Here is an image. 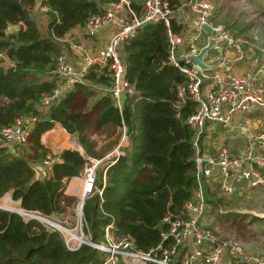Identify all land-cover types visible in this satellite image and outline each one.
Returning <instances> with one entry per match:
<instances>
[{
  "label": "trees",
  "instance_id": "trees-1",
  "mask_svg": "<svg viewBox=\"0 0 264 264\" xmlns=\"http://www.w3.org/2000/svg\"><path fill=\"white\" fill-rule=\"evenodd\" d=\"M171 1L173 5L180 2ZM210 1L215 6L216 18L222 10L218 6L220 0ZM101 2L0 0V132L18 118L33 117L30 139L24 146L30 144L29 159L42 165L51 153L42 143V135L56 123L84 149V153L77 148L63 149L56 155L58 160L53 163L52 173L43 166L40 174L27 158L24 146L11 151L0 145V198L11 192L24 213L33 211L47 217L65 213L75 201L65 193L66 183L82 175L91 156L104 157L97 152L98 142L91 138L89 127L93 123L97 128L108 125L118 128L125 124L130 144L124 156L108 161L98 173L96 187L103 192L101 195L95 192L84 202V232L98 242L104 239L106 226L113 223L116 232L130 236L137 249L147 252L162 240L164 216L169 212L180 213L196 185L195 132L188 118L197 105L191 99L182 102L179 96L178 89L186 79L169 62L165 22L144 25L123 47L127 78L136 93L125 99L122 111L111 93L102 95L96 103V120L92 118V109L75 108L79 97L93 94L89 83L112 85L110 70L98 64L84 76L83 81L88 84H76L73 92L49 107L41 102L43 93L52 92L59 83L52 73L57 57L66 53L59 39L75 28L86 27L91 13L104 11ZM44 8L51 16L46 36L33 18L35 9ZM251 12L262 15L264 8ZM226 15L229 19L228 11ZM13 26L18 29L10 31ZM171 27L177 33L184 30L175 17L171 18ZM228 27L237 35L245 29L238 21ZM3 57L12 65L5 66ZM212 196L213 192H208V197ZM218 204L213 203V207ZM215 217L217 224L227 219L223 214ZM104 258L103 252L87 244L72 251L61 232L49 229L37 219L26 220L17 212L0 208V264H99Z\"/></svg>",
  "mask_w": 264,
  "mask_h": 264
},
{
  "label": "built area",
  "instance_id": "built-area-1",
  "mask_svg": "<svg viewBox=\"0 0 264 264\" xmlns=\"http://www.w3.org/2000/svg\"><path fill=\"white\" fill-rule=\"evenodd\" d=\"M185 6L189 7L191 17L183 32L177 33L171 27V18ZM103 8V12L89 15L86 33L98 40L102 31L110 29L109 40L98 51L83 54L84 63L80 69L75 67L67 53L60 54L52 72L56 74L59 83L52 92L43 93L41 102L49 107L60 101L74 90L93 65L98 64L110 70V93L122 111L125 99L136 93L134 85L127 78L128 67L123 47L144 25L165 22L170 44L169 62L186 79L178 89L179 96L182 102L191 99L197 105L188 118L195 132L194 193L180 213L169 212L164 216L161 223L165 226L160 233L162 240L147 252L137 249L130 236L116 232L113 223L106 226L103 240L96 242L89 238L84 232V203L79 208V225L75 229L67 228L61 222L38 212L25 211L32 216L31 219H40L49 229L61 232L70 250H78L87 244L103 252L105 258L99 264H264V254L247 250L240 240L226 237L204 223L211 207L208 192L213 184L229 198L238 193V188L241 192V185L244 187L250 184L255 187L264 184V132H247L244 147L238 153L232 152L225 145L208 152L204 150L201 141L205 130L209 135L219 134L220 131L244 130L246 127L235 123V115L264 107V82L260 78L264 69H249L238 73L233 68L237 61L243 59L248 40L215 18V6L210 0H188L175 5L171 0H106ZM190 25L191 31L188 27ZM205 26L211 28L219 52L214 54L212 62L206 61L204 56L207 67L201 68L193 56L208 44H198L200 36L206 32ZM67 43L70 49H82L76 40L70 39ZM231 52L235 54L232 57L229 56ZM123 132L124 138L130 140L125 125ZM30 134L31 124L18 118L13 125L2 128L0 145L16 151L28 142ZM128 145L120 143L104 158H89L81 180L83 183L84 180L89 182L91 187H84L83 197H90L95 192L102 194L103 190L96 187L98 165L104 159L108 162L124 156ZM75 147L79 148V144ZM57 160L49 153L44 162L49 174ZM105 178L104 175V181ZM70 190L69 186L66 193H70ZM74 191L80 192L81 188L75 186ZM73 231L79 235V240L73 239Z\"/></svg>",
  "mask_w": 264,
  "mask_h": 264
},
{
  "label": "rangeland",
  "instance_id": "rangeland-1",
  "mask_svg": "<svg viewBox=\"0 0 264 264\" xmlns=\"http://www.w3.org/2000/svg\"><path fill=\"white\" fill-rule=\"evenodd\" d=\"M218 6L222 7L221 11H218V15L216 16V19L221 22H225L229 26V24H233L238 21L241 23V21H247V24L245 25V30L244 33L248 34L250 33L252 26L255 24L253 20L257 24L259 22L261 23L260 18L264 17V14L261 16H258L255 14L252 16V21L251 19H248L246 16L248 15V4H243L241 0H220V3H218ZM227 11L229 12L230 18L228 19V16L226 15V8ZM39 10L35 9L33 13V18L36 20L38 26L40 27L41 31L43 34L46 36L47 35V25L49 22V19L51 16L47 14V10ZM217 14V13H216ZM242 14V15H241ZM262 25V24H261ZM259 33L260 36L262 35L264 37V32H262L261 29H257L256 31H253V35L255 33ZM258 35V34H257ZM4 58V65L5 66H11L12 63L10 60ZM80 58V55H79ZM261 80H264V74L261 75ZM84 82H87L86 80ZM88 84V82H87ZM93 94L89 96L88 98L86 97H79L77 99V102L75 104V108L77 110H93L92 118L95 120L98 118V113H97V107L95 106L98 100L101 98L102 95L110 93L111 86L107 87L105 85H100V84H92L89 83L88 85ZM240 114L243 117H250V118H255V117H261L263 116L261 111H248V112H240ZM23 118L27 123L32 124V119L33 117L29 116H24L21 117ZM89 134L92 139L96 140L98 142V149L97 152L99 155L103 153L104 157L109 154V151L113 150L114 148H117L120 143L123 145H127L129 143V138H124V132L122 127L116 128L114 125H108L104 126L102 128H97L95 126V123H93L89 127ZM264 132V131H262ZM55 133V134H54ZM261 133V132H258ZM63 135V136H62ZM42 136V141L44 144L47 145L48 148L51 149V156L54 158L56 157L57 154H59L58 150H63L66 148H71L69 145H75L77 146V140L75 139L74 136L68 134L64 129L61 127L55 128L50 134L49 137ZM209 134L207 133V130H205L204 136H203V146L206 145V139H208ZM58 137V138H57ZM56 138V139H55ZM51 143V146H50ZM79 144V143H78ZM25 150V154L27 158H31V151H30V144L26 145L23 147ZM77 148V147H76ZM82 153H84V149L82 146L79 144L78 148ZM103 157V158H104ZM95 159H101L98 157H92ZM30 160V159H29ZM32 161V160H30ZM34 163V166L36 169L39 170L40 167L45 166V163L42 165V163ZM107 164V159H104L97 167V175L98 173L105 168ZM42 169V168H40ZM37 177L39 176V172L36 171ZM83 175L80 178H74L71 179L69 182L66 183V190L70 186L71 190L69 191L70 193H65L68 196H72L75 198V201L71 207L67 209V211L63 214H56L53 217H50L51 219L61 222L63 226L67 228H72L75 229L79 224H78V219H79V208L83 203L84 197L82 196V191L77 192V188H75L77 191H74V187L78 186V188H82L83 184L81 178L84 177L85 171L82 173ZM209 192H213V196L211 197V208L212 210L209 211L205 218L208 216V218L213 219L212 222H209V220L206 219V224L212 228H216L217 232H220L222 235L229 237V238H235L240 241H247L249 243V246L244 242L246 247L249 250H258L262 253H264V221L261 220L260 217L256 216L255 212L250 214V211H247L248 213H243L240 212L242 211L241 208H253L255 207V204L249 202L247 199H239V197H236L234 200L232 198L227 197L225 194L220 192L217 188H215V185L213 184L210 188ZM217 192V193H216ZM240 196V195H237ZM209 198V197H208ZM87 199V198H86ZM209 200V199H208ZM219 203L218 206H221L225 208L223 212L220 211L218 206L213 207V203ZM224 203L226 205H224ZM0 206L4 209H8L13 212L20 213L26 220H29L32 218V216L28 215L27 213L21 212L23 208L21 207L20 201H16L12 198V193L8 192L6 193L3 197L0 198ZM239 207V208H238ZM20 209V210H18ZM257 210H264V204H259L256 207ZM23 211V210H22ZM220 212V213H219ZM250 212V213H249ZM232 213V216H228V214ZM227 215L226 220H222L220 224H217L218 219L215 217V215ZM250 214V215H249ZM209 215H212L209 216ZM258 215V214H257ZM248 217L250 219H248ZM204 218V219H205ZM40 220V219H39ZM253 236V237H251ZM252 240H250L251 238ZM73 244V243H72Z\"/></svg>",
  "mask_w": 264,
  "mask_h": 264
},
{
  "label": "crops",
  "instance_id": "crops-1",
  "mask_svg": "<svg viewBox=\"0 0 264 264\" xmlns=\"http://www.w3.org/2000/svg\"><path fill=\"white\" fill-rule=\"evenodd\" d=\"M179 1H180L179 3H183V2H187L188 0H179ZM101 3H102V7H104L106 0H102ZM243 4H248V7H247L248 13L247 14L249 15L248 19H251L250 21H252V19H253L252 16H254L255 14H257L258 16H261L258 13H252L251 10H257L258 11L261 8H264V0H254L253 2H251V1L247 2L245 0V1H243ZM225 8H226V6H225ZM173 17H175L177 19L179 25H182L183 28H186V22H188L189 18L191 17V12L189 10V7L185 6L181 12H175ZM259 20H261V23L259 22V24H257L255 22V20H253V22L255 24L252 26L250 33L246 34L243 31L241 34V35H244L246 37V39L248 40L249 43L244 47L245 52H244L243 59L237 61L234 64L233 68L238 73H242V72L249 70V69H253V70L258 69V68L264 69V37L262 35L260 36V34L257 32L254 35L252 34L253 31L254 30L256 31L257 29H261L262 32H264V17L260 18ZM241 23H242V26H244V28H245L247 21H243V22L241 21ZM229 25L233 26V24H229ZM188 27H189V30L191 31V25ZM11 28H13L15 30L18 29L17 26L10 27V29ZM10 31H13V30H10ZM100 34H101L100 38L98 40H94L93 38L86 36L87 35L86 27H84V28L80 27V28H75L73 31L67 33L64 36V38L59 39L60 41L63 42V45H62L63 50L66 53L68 52L67 54H68L71 62L75 65V67L77 69H80L83 66L84 59H83L82 55L83 54H89V53L92 54L93 52L98 51L99 48L103 47L106 44V42L109 40V37L111 35V30L106 29V30L102 31ZM70 39L71 40L73 39V40H76L77 42H79V44L82 46V49L80 51L70 49L68 46V43H67V41ZM208 40H209V36L205 32L200 36V40H199L198 44L199 45L207 44ZM218 52L219 51H218L216 44L213 45L212 48L205 54V60L212 62L214 60V54H217ZM79 55H80V58H79ZM234 55L235 54H233L231 52L229 56L232 57ZM263 74H264V71L261 73V75H263ZM83 79H84V77H83ZM83 79H82V81H80L81 83H85L83 81ZM80 82H78V83H80ZM263 82H264V80H263ZM178 105H181V103ZM256 111H261L263 116L250 118V117H243L240 113L236 114L235 118H234L235 123H237L238 126H240V127H244V128L246 127V128L244 130L243 129H237V130L230 131V132L226 131V132L222 133V131H220L219 134H215V133L210 134L208 136V139H206V142H205L206 145H204V147H203L204 150H206L208 152H212V151H216L221 146L225 145V146L229 147L230 150L234 153L240 152L243 149L245 139L248 136L247 132L256 131L258 133V132L264 131V107L259 108ZM57 127H61L62 129H64L68 133V131L64 127H62L61 124L56 123L54 128L47 131L43 135L47 134L48 132L53 131ZM122 128H123V126H122ZM127 133H128V131H127ZM42 143L44 144L43 141H42ZM129 144H130V140H129ZM50 146H51V143H50ZM69 146H71V148H76L74 144L73 145L71 144ZM58 151H59L58 153H60V150H58ZM111 151H109V153ZM56 158L58 159V156ZM40 168L43 169V167H40ZM40 168H39V172L41 174L42 169H40ZM44 168L46 169V166ZM263 174H264V171H263ZM75 178H79V177H75ZM240 189H241V192H239V188H238L237 189L238 193L236 195H234L232 197V199L234 200L236 197H239V199H247L249 202L255 204V207H253V208H249V209L248 208H245V209L241 208L242 211H240V212H243L244 214L248 213L247 211H250L251 212V213L249 212L250 214L255 212L256 216H258L257 214H259V213H263L264 210H262V209L257 210L256 207L259 204H264V184H261L259 186H255V187L251 186L250 184H247L244 187H242V185H241ZM237 195H240V196H237ZM208 199H209V202L212 201L210 197ZM219 209L222 212L224 210H226L225 208H223L221 206H219ZM260 218L264 221V218H262V217H260ZM206 219L209 220V222L213 221V219L208 218V216L204 219V221H206ZM248 219H250V218L248 217ZM246 249L249 250L247 247H246ZM249 251L262 253L258 250H249ZM262 254H264V253H262Z\"/></svg>",
  "mask_w": 264,
  "mask_h": 264
},
{
  "label": "water",
  "instance_id": "water-1",
  "mask_svg": "<svg viewBox=\"0 0 264 264\" xmlns=\"http://www.w3.org/2000/svg\"><path fill=\"white\" fill-rule=\"evenodd\" d=\"M10 30H13V28H11ZM205 31H206L207 35L209 36L208 44L201 49L199 54L193 56V59L201 68L207 67V64L204 61V56L212 48V46L216 44V39L212 36L211 28L209 26H205ZM86 198H88V196L84 197L83 203H84ZM6 210H8V209H6ZM258 216L264 218V212L259 213Z\"/></svg>",
  "mask_w": 264,
  "mask_h": 264
},
{
  "label": "bare ground",
  "instance_id": "bare-ground-1",
  "mask_svg": "<svg viewBox=\"0 0 264 264\" xmlns=\"http://www.w3.org/2000/svg\"><path fill=\"white\" fill-rule=\"evenodd\" d=\"M52 132V131H51ZM51 132H48L47 134H46V136H45V138L44 139H46V137H49V134L51 133ZM55 134V133H54ZM63 136V135H62ZM58 138V137H57ZM56 139V138H55ZM75 180V179H74ZM82 184H83V187L81 188V191H82V196H83V192H84V187L85 188H90L91 187V184L89 183V182H87V181H85L84 180V183L82 182ZM24 212V211H23ZM27 213V212H26ZM28 214V213H27ZM73 239L74 240H79V235H77V233L75 232V231H73Z\"/></svg>",
  "mask_w": 264,
  "mask_h": 264
}]
</instances>
